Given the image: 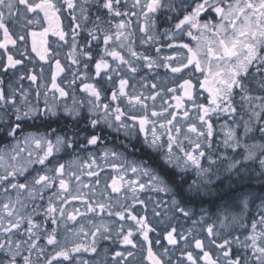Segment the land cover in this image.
Instances as JSON below:
<instances>
[{"label":"snow or ice","instance_id":"snow-or-ice-1","mask_svg":"<svg viewBox=\"0 0 264 264\" xmlns=\"http://www.w3.org/2000/svg\"><path fill=\"white\" fill-rule=\"evenodd\" d=\"M0 145V264H264V0H0Z\"/></svg>","mask_w":264,"mask_h":264},{"label":"flooded vegetation","instance_id":"flooded-vegetation-1","mask_svg":"<svg viewBox=\"0 0 264 264\" xmlns=\"http://www.w3.org/2000/svg\"><path fill=\"white\" fill-rule=\"evenodd\" d=\"M105 131L107 132V131H109V130L106 129ZM0 147H3V145H0ZM205 207H209V205L206 204Z\"/></svg>","mask_w":264,"mask_h":264},{"label":"rangeland","instance_id":"rangeland-1","mask_svg":"<svg viewBox=\"0 0 264 264\" xmlns=\"http://www.w3.org/2000/svg\"><path fill=\"white\" fill-rule=\"evenodd\" d=\"M209 199H211V198H209Z\"/></svg>","mask_w":264,"mask_h":264}]
</instances>
